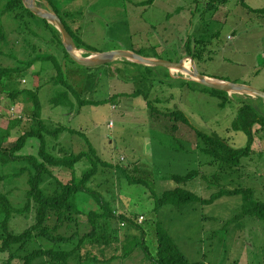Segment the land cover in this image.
I'll use <instances>...</instances> for the list:
<instances>
[{
  "label": "rangeland",
  "instance_id": "rangeland-1",
  "mask_svg": "<svg viewBox=\"0 0 264 264\" xmlns=\"http://www.w3.org/2000/svg\"><path fill=\"white\" fill-rule=\"evenodd\" d=\"M211 1L214 3L209 7ZM243 1L252 9L264 7V0ZM54 3L71 13L64 21L95 53L129 50L171 62L184 59L185 65L192 68L189 58H185L190 56L187 40L197 37L201 29L206 36L217 34L194 60L200 73L264 90V16L253 14L240 0H54ZM37 4L52 11L45 0H37ZM0 23L5 36L0 43V123L22 117L9 142L29 130L34 109L31 98L21 95L16 103L9 92L29 89L36 91L40 115L48 128H67L56 138L47 135L53 154L88 150L86 137L101 159L113 165L101 168L94 186L102 182L98 191L110 200L115 214L132 217L140 227H126L123 220L109 219L104 230L122 240L117 246L121 254L124 245L128 247L141 239L142 245L129 257L112 264H150L143 249L155 254L157 226L171 235L191 263L264 264V221L251 215L249 209L245 213L243 193H229L234 189H250L252 202L264 203V130L257 137L259 142L254 143L255 153L242 158L240 168H232L235 173L231 175L218 164H210V156L198 150L195 131L215 132L230 146L244 147L247 137L231 128L232 121L242 103L251 99V103L262 108L263 99L231 92L222 104L221 97L202 90V84L183 71L162 66L149 69L145 68L148 65L131 64L123 58L84 67L66 57L62 46L52 41L53 35L42 20L20 21L0 13ZM78 53L86 57L94 52L80 49ZM43 56H53L60 71L51 61H42ZM29 61L34 63L21 73L7 76L1 73L6 68L24 69ZM57 76L68 84L70 91L64 83L56 81ZM61 91H68L70 104L53 103ZM136 91L140 95H131ZM145 96L159 113L147 107ZM80 101L91 103L80 105ZM175 110L183 112L189 124L168 114ZM38 144L36 139H29L20 153L34 155ZM83 163L76 168L78 174L84 168ZM23 165L0 166V176L12 175L0 180V194H6L19 208L25 205L28 175L13 174H19ZM121 169L130 178H144L143 182L131 184ZM192 170H197L198 176L186 183L178 184L171 178ZM58 175L68 179L70 171L62 170ZM178 186L205 199L216 192L224 193L209 203L155 207L163 191ZM81 206L100 211L91 198ZM34 220L33 210L25 215L16 214L11 217L9 228L18 234ZM79 220L81 231L89 230L86 216L79 215ZM36 246L33 244L32 248ZM19 254L23 256L25 251ZM7 260L8 254L0 253V264L20 263L18 257Z\"/></svg>",
  "mask_w": 264,
  "mask_h": 264
},
{
  "label": "trees",
  "instance_id": "trees-1",
  "mask_svg": "<svg viewBox=\"0 0 264 264\" xmlns=\"http://www.w3.org/2000/svg\"><path fill=\"white\" fill-rule=\"evenodd\" d=\"M45 1L49 3L52 11L61 18L76 46L79 49H84L87 53H95L96 50L84 43L64 21V17L69 16L71 13L57 6L54 0ZM151 1L153 0H148V2ZM240 2L253 14L264 16V7L252 9L243 0H240ZM212 3L214 2L211 1L209 3L211 4L209 7L213 6ZM0 13L2 15H12L13 18L20 21H25L27 18L42 20L45 27L53 35L52 41L58 42L62 46L66 57L75 63L64 49L61 35L56 27L26 9L22 0H0ZM203 13H205V10ZM26 22H24V27L28 28L29 25ZM216 36L217 34L213 37L206 36L205 30L202 29L197 31V37L194 35L185 44L188 54L195 60L201 52L205 51L207 45ZM4 38V30L0 23V43ZM201 47L203 48L201 49ZM43 57L42 59L40 58L42 61H51L55 68L57 67V70L60 71L59 64H57L53 56ZM33 63V61L25 63L24 69L19 67L6 68L1 73L6 76L11 73H21L31 67ZM128 63L136 65V63L130 62L129 60ZM148 67L150 66H145V68ZM56 81L64 83L63 79L61 80V77L58 76L56 77ZM64 85L67 87L68 84L65 82ZM201 87L202 90L221 97L223 99L222 104L228 100L227 92L215 90L204 85H201ZM67 88L70 91L69 87ZM68 91L58 93L57 97L53 99V103L56 106L66 103L70 104L71 102L67 95ZM9 93L13 102L16 103L18 96L26 95L29 99L31 98L30 100L34 104V109L31 115L32 126L29 130L19 134L12 142H9V139L13 131L21 123L22 117L8 118L2 120L0 123V166L6 164H24L19 174L16 173L13 176H20L24 173L28 175L26 180L28 187L26 190L25 205L23 207H15L7 198L6 194H0V253L8 254L7 261L11 258L18 257L20 259L19 264H112L116 260L129 257L138 246L142 245V239L140 242L136 241L135 244H131L128 247L124 245V252L121 254L117 246L122 240H119L120 238L117 236L112 237L109 231L104 230V223L109 219H118L123 220L126 227L133 226L139 228L140 226L132 217L115 214L110 200L98 191L103 185L102 182L94 186L97 177L102 172L101 168H112L113 165L102 160L87 138L81 132L77 131H72V133H79L85 137L88 150L65 155L53 154L48 148L47 135L50 134L56 138L62 131H66L67 128L64 126H59L52 130L48 128V125L40 115L41 104L36 95V91L13 89ZM131 95H140V92L136 91ZM145 98L147 107L154 113H159L160 111L148 101L146 96ZM258 99L261 100V98ZM250 101L252 100L250 99L239 106L231 125L234 131H242L246 135L247 141L244 147L235 148L230 146L224 138L215 132L205 133L198 129L195 130L197 145L199 147L198 150L210 156V164H218L222 171L227 172L228 170L229 175L235 173L231 170L232 168H240L242 158L255 153L254 143L259 142L257 137L264 130V105L260 108L255 105V102L251 103ZM83 103L87 104L91 102L80 101V105ZM168 114H172L176 118L189 124L187 117L180 110L171 111ZM29 139H36L39 143V149H37L34 155L21 154L20 151L24 149ZM81 162H84V168L78 174L76 168ZM57 170H60V172L62 170L70 171V177L63 179L58 175L60 172L56 173ZM121 171L131 184H140L144 180V178H130L125 170L121 169ZM197 176L198 171L192 170L184 175H174L171 178L178 184H183ZM8 177H12V175L0 176V180ZM147 187L152 190L151 186L147 185ZM236 192L244 194L245 204L243 207L246 211L245 213L249 209L252 211L250 213L251 215L255 216L258 220L264 221V203L252 202V191L250 189H234V191L229 193ZM222 193L224 192H216L208 199H205L192 191L178 186L163 191L160 197L156 199L155 207L158 208L164 205L182 206L196 201L209 203L214 197ZM89 198L93 199L99 206L100 211L86 210L81 206L85 205ZM32 210L35 215V220L30 227H27L21 233H13L9 228L11 217L16 214L25 215ZM79 215L86 216V222L90 226L89 230L81 231ZM156 236L157 247L155 254L151 255L145 248L143 249L146 252L150 264H205L203 262L191 263L185 254L181 252L171 235L162 226H157ZM126 238L125 243L128 241ZM42 242L44 243L42 244ZM33 244L37 246L32 248ZM112 244H114L113 247ZM20 251H25V254L23 256L20 255Z\"/></svg>",
  "mask_w": 264,
  "mask_h": 264
},
{
  "label": "water",
  "instance_id": "water-1",
  "mask_svg": "<svg viewBox=\"0 0 264 264\" xmlns=\"http://www.w3.org/2000/svg\"><path fill=\"white\" fill-rule=\"evenodd\" d=\"M22 2L24 7L31 11L35 16L46 20L48 23H51L56 27L61 35L62 44L67 54L74 62L81 66L97 67L110 63L117 58H123L148 66H162L168 69H178L189 74L195 81L206 87L227 93H246L264 100V90L254 88L247 84L210 78L201 74L197 69L198 67L195 66L194 59L191 56H187L185 58H189L192 68L185 66L184 59H180L177 62H171L150 57H143L129 50H112L103 53H93L83 57L78 54L80 49L76 46L71 34L66 29L61 18L55 12L38 6L37 0H22Z\"/></svg>",
  "mask_w": 264,
  "mask_h": 264
},
{
  "label": "crops",
  "instance_id": "crops-1",
  "mask_svg": "<svg viewBox=\"0 0 264 264\" xmlns=\"http://www.w3.org/2000/svg\"><path fill=\"white\" fill-rule=\"evenodd\" d=\"M150 58H152V57H150ZM264 68V67H263ZM200 72V71H199ZM170 74H171V76L173 77V74H172V72H170ZM201 74H203V75H205V76H207V77H210V78H214V79H218V80H224V81H226L224 78H220V77H214V76H209V75H206V74H204V73H201ZM228 80V79H227ZM242 84H246V83H244V82H241Z\"/></svg>",
  "mask_w": 264,
  "mask_h": 264
},
{
  "label": "bare ground",
  "instance_id": "bare-ground-1",
  "mask_svg": "<svg viewBox=\"0 0 264 264\" xmlns=\"http://www.w3.org/2000/svg\"><path fill=\"white\" fill-rule=\"evenodd\" d=\"M79 54V53H78ZM186 67H188V64L186 63V65H185Z\"/></svg>",
  "mask_w": 264,
  "mask_h": 264
}]
</instances>
